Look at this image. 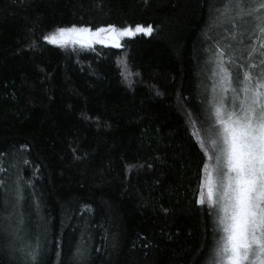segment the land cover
<instances>
[{
	"label": "trees",
	"instance_id": "obj_1",
	"mask_svg": "<svg viewBox=\"0 0 264 264\" xmlns=\"http://www.w3.org/2000/svg\"><path fill=\"white\" fill-rule=\"evenodd\" d=\"M227 3L0 0V264H73L77 247L85 264H204L209 159L190 121L206 140L220 64L264 69L256 22ZM73 25L151 32L119 48L44 39Z\"/></svg>",
	"mask_w": 264,
	"mask_h": 264
},
{
	"label": "snow or ice",
	"instance_id": "obj_2",
	"mask_svg": "<svg viewBox=\"0 0 264 264\" xmlns=\"http://www.w3.org/2000/svg\"><path fill=\"white\" fill-rule=\"evenodd\" d=\"M262 10L264 0L255 3L228 0L222 14L228 16L229 11H235L230 20L237 16L252 18L264 37V15L259 14ZM105 31H110L113 37L134 34L129 29L117 32L114 26L107 30L98 28L95 33L75 25L56 29L60 45L66 42L63 38L68 37L82 47L98 40ZM135 32L150 33L151 26L145 29L138 25ZM44 39L54 42L49 36ZM261 47L264 48V43ZM219 67L223 73L220 95L213 97L212 111L206 117L207 142L200 141L209 163L204 167L197 203L207 204L212 221L211 243L204 264H264V71L256 80L247 72L242 81L237 76L238 87H233L223 65ZM229 91L232 92L230 100L226 95ZM20 199L22 193L17 187V202ZM0 231L6 232V229L0 228ZM8 234L18 236V233ZM85 253L86 250L77 247L73 264H85ZM39 254L38 242L28 246L26 255L33 261Z\"/></svg>",
	"mask_w": 264,
	"mask_h": 264
},
{
	"label": "rangeland",
	"instance_id": "obj_3",
	"mask_svg": "<svg viewBox=\"0 0 264 264\" xmlns=\"http://www.w3.org/2000/svg\"><path fill=\"white\" fill-rule=\"evenodd\" d=\"M106 30L108 29V28H105ZM135 29L136 28H134V29H129V30H131L134 34L133 35H140V34H144V35H149V33H145V32H135ZM146 29V28H145ZM119 31H121V30H117V32H119ZM96 32V31H95ZM95 32H93V33H95ZM108 31H105V32H103V33H101L100 34V37H99V39L98 40H94L93 42H91L90 43V45H92V46H95V45H104V46H113V47H116V48H119L120 47V45H117V44H112V43H110L109 41H107V40H105L104 39V34L105 33H107ZM132 35V36H133ZM50 38H54V42H49L48 40H46L48 43H50V44H52V45H54V46H57V47H61V48H65L67 45H69L70 43H73L72 42V40H71V38H68V37H65V38H63L66 42L63 44V45H60L59 44V41L61 40V38L59 37V35H58V33L57 32H54V33H52V34H50V35H48ZM131 36V35H130ZM119 37V39H120V41H122V40H124V39H126V38H129V35H124V36H118ZM80 44V43H79ZM120 65H121V67L123 68V70H124V73H125V66H126V64H125V60H121L120 61ZM250 65H255V63H254V58H251L250 59V61L248 62V71H245V72H247V73H249L251 76H252V78H253V80H256V79H258L259 77H260V74H261V72L262 71H264V69H260V67H258V66H256L255 65V67H251ZM220 68V67H219ZM218 68V69H219ZM225 69V68H224ZM226 71H227V73H228V75H229V78L231 79V81H232V86L233 87H238V81H237V79H234L233 77H232V74H231V71L230 70H227V69H225ZM250 70V71H249ZM219 74H221L222 72L221 71H217ZM245 72L243 73V75L241 76V77H238L239 78V80L240 81H242L243 79H244V74H245ZM217 73V74H218ZM219 74H218V81L216 82V92H214V88H213V90H212V93H211V99H210V102L212 103V101H213V97L214 96H216V97H218L219 95H220V87H219V84H220V80H221V76L223 75V73L221 74V76H219ZM215 80H216V76H215ZM227 97L229 98V100L231 99V96H232V92L231 91H229L227 94ZM242 95V94H241ZM213 119H214V117H213ZM191 122V127H192V130L195 132V134H196V136H197V138L199 139V141H201L202 140V138L200 137V133H198V131H196L195 130V128H194V124L192 123V121H190ZM207 123V122H206ZM203 125V124H202ZM206 126H204V128H203V130H204V133H203V136L205 137V141L207 142V133H206Z\"/></svg>",
	"mask_w": 264,
	"mask_h": 264
},
{
	"label": "water",
	"instance_id": "obj_4",
	"mask_svg": "<svg viewBox=\"0 0 264 264\" xmlns=\"http://www.w3.org/2000/svg\"><path fill=\"white\" fill-rule=\"evenodd\" d=\"M104 39L109 41L110 43L112 44H117L119 45L120 44V39L119 37H113L112 33L110 31H108L107 33L104 34Z\"/></svg>",
	"mask_w": 264,
	"mask_h": 264
}]
</instances>
